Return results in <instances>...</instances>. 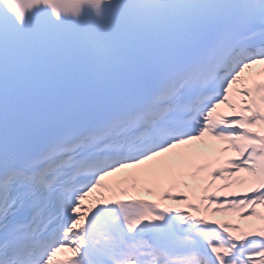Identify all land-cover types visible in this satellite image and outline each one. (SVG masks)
I'll use <instances>...</instances> for the list:
<instances>
[{
  "label": "snow or ice",
  "instance_id": "snow-or-ice-1",
  "mask_svg": "<svg viewBox=\"0 0 264 264\" xmlns=\"http://www.w3.org/2000/svg\"><path fill=\"white\" fill-rule=\"evenodd\" d=\"M0 264H264V0H0Z\"/></svg>",
  "mask_w": 264,
  "mask_h": 264
}]
</instances>
